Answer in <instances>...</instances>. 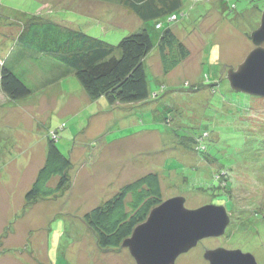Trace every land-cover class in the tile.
I'll return each instance as SVG.
<instances>
[{"label": "rangeland", "instance_id": "1", "mask_svg": "<svg viewBox=\"0 0 264 264\" xmlns=\"http://www.w3.org/2000/svg\"><path fill=\"white\" fill-rule=\"evenodd\" d=\"M263 7L264 0H182L178 19L167 23L161 17L162 27L154 29L153 20H141L118 0H0V61L17 73L22 67L40 66L34 50H22L21 43H15L23 22L34 16L113 44L115 57L120 55L118 41L139 28L147 29L153 41L144 61L151 92L147 101L128 110L115 108L114 120L101 133H88L86 108L61 115L52 112L49 102L46 109L25 106V99L39 97L34 87L9 106L0 91V236L6 232L0 239L1 247L8 249L0 254V264H136L127 248L98 247L83 215L148 172L161 176V200L181 195L187 208L212 203L225 205L227 211L232 202L225 233L200 240L173 264H209L203 252L217 246L249 251L257 264H264V98L235 92L226 79V69L236 67L253 48L249 34L258 26ZM166 28L189 50L168 73L162 72L156 46ZM194 84L200 88L190 90ZM47 115L53 126L64 123L55 144L71 156L72 183L59 197L23 207L41 159V149L33 154L25 150L48 134L42 127ZM5 117L11 121L7 126ZM203 129L208 132L207 147L197 153L190 148ZM19 135L24 141L10 150ZM177 136L183 148L175 142ZM57 178L52 176L48 187H54ZM222 178L228 183L225 192L213 188ZM129 200L127 195L125 203ZM243 221L246 229L251 225L247 232Z\"/></svg>", "mask_w": 264, "mask_h": 264}, {"label": "trees", "instance_id": "2", "mask_svg": "<svg viewBox=\"0 0 264 264\" xmlns=\"http://www.w3.org/2000/svg\"><path fill=\"white\" fill-rule=\"evenodd\" d=\"M118 3L141 20H153L155 29L162 27V22L159 21L161 17H164L167 23L177 20L176 11L182 6V0H118ZM172 14H175L177 19L169 21L167 17ZM185 15L181 13V16ZM158 22H160V27L156 28L155 25ZM16 42L21 43L22 50H34L36 56L39 54L50 56L55 62L72 71L88 97L93 100L104 97L107 107L114 104L144 102L151 93L147 85L144 61L153 48V41L145 28H139L118 41L116 47L120 51L119 57L112 56L113 44L83 31L73 30L37 16L23 22L15 38ZM156 46L164 73H168L189 56V50L185 44L170 28L158 34ZM36 56L34 61L43 66L44 63L39 62ZM21 57H24V54ZM12 68V65L9 66L5 61H0V91L9 100L14 101L31 94L34 86L25 82L26 76L22 72L26 71L24 67L20 68V73ZM26 68L29 69L27 71H31L34 67ZM193 87L200 88L198 84H194L190 90ZM237 111L240 113V106ZM61 127H64L63 122L48 131L45 160L38 169L30 188L24 194L23 207L35 203L38 199L59 197L71 186L69 172L72 162L55 144L58 139V130H61ZM254 136L253 133L249 134L252 144L256 141ZM207 137L208 132L203 129L198 136L193 138L190 149L203 153L207 147L205 143ZM176 138L175 142L178 147L183 148L182 137L177 136ZM203 156L207 158L206 155L203 154ZM219 172H224V176L227 174L224 170ZM52 176L58 177L57 182L54 187H48L47 182ZM227 187L226 178L217 180V183L213 185V188H222L224 192L229 190ZM194 189L205 192L204 187L195 186ZM127 195H130V200L125 203ZM161 196L159 175L156 172H148L122 185L111 198L102 201L85 213L83 220L94 234L98 247L117 248L122 240L131 234L132 229L146 219L150 209L162 201ZM226 196L229 198L228 193ZM231 203L230 201L227 212L231 210ZM242 226L246 229L245 221L242 222ZM250 228L251 225L245 232ZM254 232L251 231V233ZM5 234L4 231L0 238ZM6 251L8 249L0 248V254Z\"/></svg>", "mask_w": 264, "mask_h": 264}, {"label": "water", "instance_id": "3", "mask_svg": "<svg viewBox=\"0 0 264 264\" xmlns=\"http://www.w3.org/2000/svg\"><path fill=\"white\" fill-rule=\"evenodd\" d=\"M249 37L253 48L236 67L226 69V79L233 91L264 98V7ZM184 202L181 195L162 200L122 240L120 247L128 249L136 264H173L200 240L225 233L230 217L224 205L187 208ZM203 258L209 264H257L251 252L240 248H208Z\"/></svg>", "mask_w": 264, "mask_h": 264}, {"label": "crops", "instance_id": "4", "mask_svg": "<svg viewBox=\"0 0 264 264\" xmlns=\"http://www.w3.org/2000/svg\"><path fill=\"white\" fill-rule=\"evenodd\" d=\"M36 58L38 59V61L40 60L39 62L44 63V65H47V66H41L42 64H40L39 67L37 68L34 67L31 71H27L29 69L24 67L26 71H22V72H24V76H26L25 82L30 85L33 84L32 86H34V89L37 91L39 90V92L36 93V94H39V97L34 100L25 99L27 103L24 105L31 106L30 103H32L33 107L35 106L39 108L43 107L44 109H46L44 104L46 102H49L50 106L53 105V108H54L52 112L57 111L58 114H61V115H66V114L70 115V113H73L75 115L78 111H82L83 109L86 108L87 112H85L86 115L84 117H86L87 119L88 133L93 134L96 131H98L97 133H101L107 126L109 120H111L112 118L114 120L115 117L113 113L111 112H113L115 108L121 107V108H124L125 110H128L127 108H132L135 105H139V103L140 105L144 104L143 102H138V103H132V104L131 103L114 104L110 107H107L104 101V97H99L98 99H94V100L88 97V95L82 88L78 79L76 77H75L76 79L74 78V74L72 71L68 70L67 68L55 62L50 56L39 54L38 56H36ZM19 63L20 62H17V64ZM12 69H14V67ZM100 99L102 101H99ZM14 101H17V100H14ZM10 102L11 100L5 97V104L9 103V106H13L14 104H10ZM73 107H76V109H73ZM107 113L111 115L106 116ZM48 120H49V116L47 115L42 121V127L47 128L46 130L47 133L50 129H53L56 127V125L53 126V123H51V121L48 122ZM8 122L11 123V121L7 117H5V126H7ZM34 122H35V119L32 120L31 122L32 125L30 129H33ZM83 134H84V130L81 135L84 136ZM86 136H89V135H86ZM46 138H47V135H45V138L42 137L41 140L36 141V143L31 142V144L27 145L26 150H25V152L27 153V151L30 149L33 154L36 152L37 149H41L40 151L41 159L37 161L38 163V166L36 167L37 171L41 167L43 160H45L44 158H45V150H46V140H45ZM23 141H24V136L19 135L17 141L13 140L11 142L10 150H13V148L16 146L17 143L19 144V143H22ZM80 150L82 151V153L84 152L83 147H81ZM79 153L80 152H77L75 155H78ZM43 155H44V158H43ZM69 158L71 160V156ZM10 161L12 162V160ZM113 175H115V170L113 171ZM160 177L161 176H159L160 183H161ZM2 254H5V253H2Z\"/></svg>", "mask_w": 264, "mask_h": 264}, {"label": "built area", "instance_id": "5", "mask_svg": "<svg viewBox=\"0 0 264 264\" xmlns=\"http://www.w3.org/2000/svg\"><path fill=\"white\" fill-rule=\"evenodd\" d=\"M169 21H173L175 19H177L176 15L175 14H172L170 15L169 17H167ZM156 28H159L160 27V22L156 23L155 25ZM205 136V135H204ZM203 147V146H202Z\"/></svg>", "mask_w": 264, "mask_h": 264}]
</instances>
